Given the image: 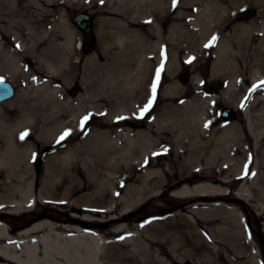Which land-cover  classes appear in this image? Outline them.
I'll list each match as a JSON object with an SVG mask.
<instances>
[{
  "label": "bare ground",
  "instance_id": "obj_1",
  "mask_svg": "<svg viewBox=\"0 0 264 264\" xmlns=\"http://www.w3.org/2000/svg\"><path fill=\"white\" fill-rule=\"evenodd\" d=\"M29 1L34 3V8L44 9V5H54L60 0ZM29 1L26 4V0H0V41L12 27H18L20 30V16L25 19L26 16L23 14L28 11V8L31 9ZM143 1L140 0L138 3ZM149 1H151L152 10L148 18L152 28L150 37L161 38L164 32L158 29L159 20L152 18L153 14L157 10H163L165 4L175 3L176 0ZM183 1L178 0L177 2L181 4L184 3ZM204 3L205 0H192L190 6L184 7L186 12L181 9L173 17L175 24L170 26L171 30L167 38L174 50L166 65L167 72L176 70L173 65L179 62L178 54L181 51L192 49L199 53L200 46L197 45V40L203 43L210 42L215 36L214 71L221 75H231L229 90L238 88L237 85L240 86L246 81L260 85V82L264 81V28L257 34L245 27L242 33H235L231 36L222 34L220 8L217 4L214 7L208 5L203 7ZM189 18L193 19L191 23L188 21ZM182 20L186 23H181ZM9 22H12L11 26L8 25ZM40 24L39 19L37 22H30L29 25L27 36L33 45L27 49L29 48L31 52L33 49V52L39 50L38 43L42 35L51 33L40 27ZM64 31L62 30L63 33ZM140 32L133 30L131 38L147 40L148 36H142ZM21 34H23L21 30L15 32L16 39L20 38ZM65 34L66 43L72 48V54L74 53V69L63 74L64 80L67 81L77 76L79 56L74 31L70 34L65 32ZM123 40V37H119V41ZM257 40L259 44L253 46ZM46 55L47 58L57 59L61 64L67 61L64 54L53 55L47 52ZM38 59V55L34 53L30 57V62L23 64L0 42V78H7L12 82H18L23 78L30 79V83L36 86L40 81L36 79L40 71L43 80L51 76L41 70ZM89 61L94 66L92 71L99 72L100 80L103 81V88L106 91L114 92L116 85L121 81L123 87L128 89L123 96V101H120L121 111L127 108L129 110L139 109L135 96L136 87L128 78L121 79L125 67L123 62L114 59L108 64L98 66L93 56ZM142 63L138 71L140 77L145 76L150 67V61L146 60ZM255 64L259 65L258 68L250 69ZM28 65L32 67V71ZM53 77L49 84L46 82L45 86H40L35 90L29 100L27 99L29 94L23 90L17 98L9 99L8 102L5 101L6 104L0 106V221L11 222L14 213L31 212L33 205L38 203L37 192L33 187L40 183L41 178L34 177L33 165L40 161L43 154L47 155L51 161L45 181L47 192L50 194L48 198L53 200L56 206H64L65 212L62 216L41 217L21 226L7 227L0 224V264H184L181 255L175 256L166 247L170 239H167V236L159 238L149 227L141 231L138 240L135 238L133 248L130 247L131 244L128 241L110 242L106 245L101 242L99 236L103 225L119 226L132 217L131 213L145 199L141 196L154 193L161 188L171 187L176 188L173 194L178 197L198 201V204L192 202L195 208L200 205L214 208L213 200H225L217 206L225 212L218 220L226 225V228L220 226L219 231L214 232L209 227L215 220H209L206 222L207 226L203 227L198 235L195 234L189 239L194 249L207 251V254L202 255L201 262L230 264L234 260L230 254L232 250L237 254V259L233 264H261L259 253L254 247V231L245 228L243 218L237 214L240 208L247 213L248 217L250 213H254L246 204L247 198L243 193L227 198L229 193L215 185H226L232 180H241L248 176L247 164L244 160L238 159L239 154H246L249 157L255 153L264 154L263 118L255 121L246 110V123L242 131L234 123L225 128L216 126L214 123L217 121L203 120L200 116L192 114L185 119L178 120L180 124L178 132H167L155 138L128 137L127 142L134 147L133 152L139 151L141 154V162L132 170L131 155L123 154L116 160L119 159L117 163L123 161L130 166V171L126 176L127 180L141 183L132 189L129 194L130 198L124 196L118 198V191H114L115 186H113L111 177L108 174L106 177L105 173L100 174V177L91 173L83 174V182H76L74 186L67 184V181H73L74 177H77L71 166H76L77 156L82 149L78 147L75 152L60 154L61 144L68 141L71 136L69 134L64 139L60 137L66 131L69 132V123L74 116L75 108L71 99H62L65 92L61 88L51 87L53 83L57 84L56 82L59 81L56 75ZM173 90V87H168L166 94H172ZM263 99L261 97L259 101ZM81 101H83L82 98ZM227 102L236 103L234 98H230ZM171 111L173 115L178 113L175 107L170 108ZM58 114L66 116L62 122L57 121ZM25 132L27 135L21 139V134ZM247 139L252 140V144L247 145L245 142ZM162 155L169 157L171 164L138 175L146 166L157 165L159 162L155 163L153 158ZM249 164L247 167H250L251 164ZM259 164L264 166V157ZM241 165L245 166L242 170H246L247 174L243 172L237 176ZM230 176L232 179L229 178ZM250 179H245V182L247 183ZM194 181L197 182L192 184ZM207 182L215 185L207 184ZM108 187L109 190H107ZM249 188L252 191L256 189L252 185ZM60 190H63V193H60ZM80 191L84 193L73 198ZM158 196V194H153L150 198ZM83 197L87 201L86 204L79 203L80 198ZM106 200L109 201L106 202ZM105 202L110 206H106ZM235 205L239 208L234 207ZM131 206L134 208L127 209ZM67 211H73L75 214L69 215ZM94 214L99 218H92ZM60 220L62 222L58 223L57 221ZM140 225L142 223H139L136 228ZM126 229L120 226L112 232L124 233ZM200 235L203 240L196 246V237L200 238ZM183 240L175 241L173 246H184ZM153 246L161 247V250L158 252ZM217 246H219L217 248L218 257L209 253L210 250L213 252Z\"/></svg>",
  "mask_w": 264,
  "mask_h": 264
},
{
  "label": "rangeland",
  "instance_id": "obj_2",
  "mask_svg": "<svg viewBox=\"0 0 264 264\" xmlns=\"http://www.w3.org/2000/svg\"><path fill=\"white\" fill-rule=\"evenodd\" d=\"M28 1L26 0L25 3L28 4ZM138 1L140 0H103V2L102 0H60L54 5H44V9L34 8V3L29 1L31 9L28 8V11L23 14L26 18L22 19V16H20V30L23 33L21 37L16 39L15 32L20 30L18 27H12L0 41L2 46L15 54L23 64L30 62V57L34 53L37 54L39 58L37 61L41 70L51 75L47 80H43L40 71L36 77L40 81L36 86L34 83H30V79L23 78L18 82H12L7 78H2L16 86L17 93L10 100L17 98L23 90L29 94L27 97L29 100L35 90L40 86H45L46 82L49 84L54 78L53 75H56L59 81L56 82L57 84L53 83L51 87L61 88L65 92L64 97L60 95L63 100L71 99L73 101L72 105L75 112L69 123L71 137L61 144L60 154L75 152L78 147L82 151L77 156L76 166H71V168H74L77 177L75 176L73 181H67V184L74 186L76 182H83V174L91 173L100 177V174L105 173L106 177L108 175L111 177L113 186H115L114 191H118V198L122 196L130 198L129 194L132 189L141 183L127 180L126 176L130 171V166L123 161L117 163L119 159L116 160L123 154L131 155L132 170L141 162V154L139 151L133 152L134 147L127 142L128 137L155 138L167 132H178L180 127L178 120L185 119L192 114L200 116L203 120L217 121L214 123L216 126H224L225 128L234 123L242 131L243 127L245 128L247 113L255 121L259 118L264 119V99L259 101L261 97L264 98V86L257 87L253 91L254 84L251 81H246L242 82L240 86L237 85L238 88L229 90L231 75H221L214 71L216 50L213 43L211 47H205L209 42L203 43L197 40L200 52L198 53V51L192 49L181 51L178 54L179 62L173 65L176 70L167 72L166 65L170 60L172 50H174L167 38L171 30L170 26L175 24L173 17L181 9L185 11L184 7L190 6L192 0H185L186 3L182 0L184 3L181 4L176 0L175 3L165 4L163 10L154 12L152 18H158V29L164 32L161 38L150 37L152 28L148 18L152 13L151 1L144 0L142 3H138ZM215 4L220 8V22L223 24L222 34L231 36L235 33H242L243 27L248 28L254 34L262 32L261 30L264 28V0H205L203 7L206 5L214 7ZM244 10H250L252 15L248 18H242L241 13ZM81 12L90 13L94 19L95 48L91 52L85 51V34L75 22L77 14ZM39 19L41 21V26H39L51 33L42 35L38 43L39 50L33 52V49L31 52L29 48L27 49V47L33 45V42L27 36L29 25L30 22H37ZM192 20L189 18L188 21L191 23ZM180 22L186 23L185 20ZM8 25L11 26L12 22H9ZM62 30H65L64 33ZM133 30L138 32L142 30L140 33L142 36H148L147 40L131 38ZM73 31L77 38L76 48L79 56L76 68L77 76L74 79L71 78V80L65 81L63 74L74 69V53L72 54V48L67 45L64 36L66 35L65 32L70 34ZM119 37H123L124 40L119 41ZM23 43H26V45H22ZM256 44H259V40L253 46ZM47 52L53 55L64 54L67 61L61 64L57 59L47 58ZM91 56L95 57L98 66L108 64L114 59L125 64L121 79L128 78L131 84L136 87L135 96L137 97L139 109L129 110L127 108L125 111L119 109L124 99L123 96L128 89L123 87L121 81L116 85L114 92L106 91L103 88V81L100 80L99 72L92 71L94 66L89 61ZM146 60L150 61L149 70L145 73V76L140 77L138 74L139 67ZM258 66L255 64L250 69H256ZM28 67L32 71V67L29 65ZM242 67L244 66L242 65ZM182 72L189 73L190 77L187 82H182L179 79ZM154 86L155 92L153 93ZM168 87H173L172 94H166ZM210 87H216L217 90L211 92L209 91ZM251 91L253 92L251 93ZM81 98L83 101H81ZM230 98H234L236 103H228L227 101ZM150 100H152L151 107L144 111ZM6 102L1 103L0 106L6 104ZM172 107L178 109L177 114L173 115V112H170ZM224 108H231L236 112L235 120L228 122L222 117L221 111ZM60 114H62V111H60ZM85 116H89V119L82 124L81 121ZM65 117L58 114L57 121L62 122ZM121 117L123 119H120ZM135 123L136 125H134ZM245 142L247 145L252 144L250 139ZM237 157L244 160L247 166L249 163L251 164H249L250 167L246 166V170L249 172L248 176L241 180H232L231 183L226 185H215L211 182H207V184L215 185L229 193L227 198L238 193H243L247 198L246 204L254 213H250L248 217L247 213L240 208L237 214L243 218L245 228L249 231L253 229L254 247L259 253L261 264H264V166L259 164L264 154L255 153L250 157L246 154H239ZM153 160L155 163H159L155 166H146L138 175L171 164L170 158L166 155L154 157ZM111 163L114 164L111 165ZM50 165L51 161L45 154H43L40 161L33 165L34 177L39 176L41 179L40 183L33 187L39 200L38 203L33 205L31 212L14 213L12 215L15 219L12 218L11 222L0 221L2 226H21L41 217L51 218L52 216L58 217L64 214L65 207L56 206L54 201L48 198L50 194L47 192L45 181ZM239 167L237 176L246 172V170H242L245 166L241 165ZM93 177L97 178L96 176ZM247 177L251 179L250 182L246 183L245 179H248ZM229 178L232 179L231 176ZM196 182L194 181L192 184ZM250 185L256 188L255 191L249 188ZM107 190H109V187ZM174 190H176L174 187L161 188L154 191V193L141 196L145 199L131 213L132 217L119 226L103 225L104 227H101L103 229L99 234L101 242L107 245L110 242L124 243L128 241L131 244L130 247L133 248V242L136 239L138 240L141 231L149 227L153 234L158 235L159 238L167 236V239H170L166 247L175 256L181 255L184 264H204L201 262L203 260L202 255L207 254V251L194 249L189 239L195 234L198 235V232H201L203 227L207 226L206 222L209 220H215L209 227L214 232H218L220 226L226 228V225L221 224L218 220L225 212L221 211L220 206H217L225 200H213L214 208H210L208 205H200L195 208L192 202L198 204V201L192 198H180L173 194ZM60 193H63V190H60ZM83 193L84 191H80L73 198L79 197ZM153 194L159 196L150 198ZM108 201L106 200V202ZM86 202L84 197L79 200L80 204H86ZM106 202V206L109 207L110 204ZM234 207L239 208L237 205ZM129 208H134V206L127 209ZM67 213L69 215L75 214L73 211H67ZM92 218H99V216L94 214ZM57 222L61 223L62 221ZM139 223H142V225L136 228ZM120 226L127 228L124 233L112 232ZM181 239H184L182 241L184 246H173L175 241ZM196 240L197 246L203 238L200 235V238L197 236ZM153 247L158 252L161 250V247ZM218 247L213 252L210 250L209 253H213L218 257ZM230 254L234 259L230 264H233L237 259V254L232 250ZM161 256L166 258L163 255Z\"/></svg>",
  "mask_w": 264,
  "mask_h": 264
},
{
  "label": "water",
  "instance_id": "obj_3",
  "mask_svg": "<svg viewBox=\"0 0 264 264\" xmlns=\"http://www.w3.org/2000/svg\"><path fill=\"white\" fill-rule=\"evenodd\" d=\"M252 15V12L250 10H244L241 13L242 18H248ZM76 24L79 26V28L84 32L85 38H84V46H85V51L86 52H91L95 48V38L93 36L94 32V19L90 13L86 12H81L78 13L76 18H75ZM190 75L187 72H182L179 76V79L182 82H187L189 79ZM2 80V83H0V104L15 97L17 93L16 86L5 79H0ZM217 89L216 87H210L209 91L215 92ZM222 117L226 121H233L236 118V112L231 109V108H224L221 111ZM136 125V123L134 124ZM32 222V221H31Z\"/></svg>",
  "mask_w": 264,
  "mask_h": 264
},
{
  "label": "snow or ice",
  "instance_id": "obj_4",
  "mask_svg": "<svg viewBox=\"0 0 264 264\" xmlns=\"http://www.w3.org/2000/svg\"><path fill=\"white\" fill-rule=\"evenodd\" d=\"M102 2H103V0H102ZM215 40H216V37L213 36V37H212V40L209 42V44L205 45V47H211V46H212V43H214ZM189 62H190V61H189ZM157 75H159V73H157ZM0 83H2V80H0ZM260 86H264V81H261V82H260V85H253L252 90L254 91L257 87H260ZM154 92H155V86L153 87V93H154ZM153 98H154V97H153ZM151 104H152V100L149 101V103H148V105L145 107L144 111H147V109L151 107ZM88 119H89V116H85V117L83 118V120L81 121V123H82V124H83V123H86ZM120 119H123V117H121ZM69 134H70V133L66 131V132L60 137V139H64V137H66V136L69 135ZM26 135H27V132L22 133L20 138L23 139ZM246 174H247V172H246Z\"/></svg>",
  "mask_w": 264,
  "mask_h": 264
}]
</instances>
